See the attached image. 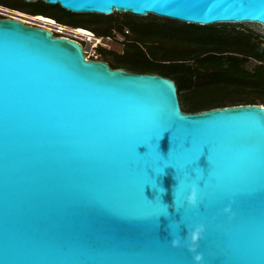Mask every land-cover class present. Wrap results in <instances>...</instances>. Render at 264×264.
Wrapping results in <instances>:
<instances>
[{
	"label": "water",
	"instance_id": "obj_1",
	"mask_svg": "<svg viewBox=\"0 0 264 264\" xmlns=\"http://www.w3.org/2000/svg\"><path fill=\"white\" fill-rule=\"evenodd\" d=\"M42 1L264 25V0ZM199 224V264H264V104L184 111L173 79L0 18V264H196Z\"/></svg>",
	"mask_w": 264,
	"mask_h": 264
},
{
	"label": "trees",
	"instance_id": "obj_2",
	"mask_svg": "<svg viewBox=\"0 0 264 264\" xmlns=\"http://www.w3.org/2000/svg\"><path fill=\"white\" fill-rule=\"evenodd\" d=\"M30 3L42 4L47 15L98 35H108L112 29L124 33L127 26L131 32L125 33L123 52L99 46L98 59L114 68L159 73L173 79L184 111L264 104V44L255 39L264 43V37L240 23L195 24L166 17L165 23L139 22L136 18L141 16L126 12L127 18L118 22L114 12L75 13L42 0ZM86 15L91 16L93 25L84 23ZM143 38L146 47L140 42Z\"/></svg>",
	"mask_w": 264,
	"mask_h": 264
},
{
	"label": "rangeland",
	"instance_id": "obj_3",
	"mask_svg": "<svg viewBox=\"0 0 264 264\" xmlns=\"http://www.w3.org/2000/svg\"><path fill=\"white\" fill-rule=\"evenodd\" d=\"M4 2V0H1ZM113 15L115 16V20H117L118 22H122L125 18H127V16L124 15L123 12H114ZM156 15H153V14H148V15H145V16H141V17H137L136 19L139 21V22H155V23H165V19L163 17H160V16H157L155 17ZM91 16L90 15H86L84 16V23L85 24H88V25H93V22L92 21H89V18ZM136 17V16H135ZM115 22V21H114ZM174 25L178 24V23H173ZM170 23V25H173ZM216 24V23H215ZM236 24H239V23H236ZM240 26L244 27V28H247V29H250L252 30L255 34L257 35H260V36H263L264 37V26L259 24V23H254V22H241L240 23ZM124 30L126 32L127 30V34L130 33V29L127 27V26H124ZM111 34L114 36H116V38H114L113 36L111 38H106V37H103L102 38V42L104 43H107V49H111V50H122V44L124 42L125 44V41L122 42V40H124V38H126L127 36L126 35H122L121 32L119 31H112L111 30ZM119 38H122V40H119ZM255 39H258V38H255ZM141 44H143L144 46L146 45L145 43V40L144 38L141 39ZM104 47V46H103ZM146 47V46H145ZM88 53L89 55L94 58H98V57H101L100 56V53H98L97 49H94V50H88ZM250 64H254V60L250 59Z\"/></svg>",
	"mask_w": 264,
	"mask_h": 264
},
{
	"label": "built area",
	"instance_id": "obj_4",
	"mask_svg": "<svg viewBox=\"0 0 264 264\" xmlns=\"http://www.w3.org/2000/svg\"><path fill=\"white\" fill-rule=\"evenodd\" d=\"M3 9V10H1ZM11 11H14L12 9H9V8H6V7H2L0 6V14L4 15V16H11V17H17L15 16V14H13ZM19 18V17H17ZM26 22H29V23H33V21H30L29 19H24V18H20ZM54 19V18H53ZM54 24L53 25H49L50 27L46 26V25H43V24H39L37 23L39 26H42V27H45V28H48L50 29L54 35H59V36H65V37H69V38H73V39H77V40H81L83 43H84V46H89L88 50H94L96 49L98 46H104V47H107V43H104L102 42V38L103 37H106V38H111L112 36L114 38H116V36H114V34L112 35L111 33L108 34V35H99V36H96L91 30L89 31L90 32V36L89 38L87 39H81L75 31H73V29H77L78 27H71V26H68L66 24H63V23H60V22H57L55 19H54ZM112 31H115L114 29H112ZM127 32V30H126ZM125 30H124V33H122V35L124 36L125 35ZM125 39V38H124ZM119 40H122V38H119ZM88 50L85 51L84 50V53L86 55L87 58H90V55L88 53Z\"/></svg>",
	"mask_w": 264,
	"mask_h": 264
},
{
	"label": "clouds",
	"instance_id": "obj_5",
	"mask_svg": "<svg viewBox=\"0 0 264 264\" xmlns=\"http://www.w3.org/2000/svg\"><path fill=\"white\" fill-rule=\"evenodd\" d=\"M186 202H187V204H189L191 206H195L197 203V186H196L195 182H193V184L191 185V189H190V191L186 197ZM173 203H174V201H173ZM168 207H172V205H168ZM222 211L226 214L231 213L230 205L225 206ZM203 229H204V226L202 224L196 225L185 236V239L188 241L187 250L193 254L192 258H193L194 262H196V264H199V262H201L202 258H203L202 254L197 251L198 241L202 237ZM170 244L172 247L180 246L179 237L172 238L170 241Z\"/></svg>",
	"mask_w": 264,
	"mask_h": 264
},
{
	"label": "flooded vegetation",
	"instance_id": "obj_6",
	"mask_svg": "<svg viewBox=\"0 0 264 264\" xmlns=\"http://www.w3.org/2000/svg\"><path fill=\"white\" fill-rule=\"evenodd\" d=\"M0 6H2V7H6V8H9V9H12V10H14V11H16V10H18V11H22V12H25V13H27V14L33 15V16H36L37 14H43V15L50 16V17L54 18L57 22H60V23L66 24V25L71 26V27H76V26H72V25H70V24H68V23H64V22H62V21L56 19L55 17H53V16H51V15H47V13H45V11H43V9H45V7H44L42 4H36V5H35V4L30 3V1H27V0H4V2L0 0ZM1 10H3V9H1ZM5 17L15 18V19H18V20H20V21L26 23V24H30V25H34V26H39V25L37 24L38 22H36L34 19H30V21H33V23H29V22H26V21H24V20H22V19H20V18H17V17L4 16V15L0 14V18H5ZM40 27H42V26H40ZM44 28H45V27H44ZM47 29H48V28H47ZM49 30H50V29H49ZM89 30H91V29H89ZM50 31H51V30H50ZM91 31H92L96 36H99V35L96 34L93 30H91ZM115 31H116V30H115ZM51 32H52V31H51ZM52 34H53V32H52ZM53 35H54V34H53ZM75 40H77V39H75ZM126 40H127V39L125 38L124 40H122V42H123V41H126ZM77 41H79V42L84 46V43H83L81 40H77ZM122 45H123L122 48H121L122 50H119V52H123V49H124V42H123ZM98 47H99V46H98ZM105 48H106V47H105ZM96 49H97V48H96ZM115 51L118 52V50H115ZM90 58H92V57L90 56ZM93 59H98V58L94 57ZM122 68H125V69L130 70V71H135V70L128 69V68H126V67H122ZM136 72H139V71H136Z\"/></svg>",
	"mask_w": 264,
	"mask_h": 264
},
{
	"label": "bare ground",
	"instance_id": "obj_7",
	"mask_svg": "<svg viewBox=\"0 0 264 264\" xmlns=\"http://www.w3.org/2000/svg\"><path fill=\"white\" fill-rule=\"evenodd\" d=\"M13 14H15V16L19 17V18H24V19H34L36 22H38L39 24H43V25H46L48 27H50L49 25H53L54 23V19L50 16H46V15H43V14H37L36 16H33V15H30V14H27L25 12H22V11H11ZM246 22H251V21H246ZM254 23H258V22H254ZM261 24V23H259ZM263 25V24H261ZM264 26V25H263ZM73 31L76 32V34L81 38V39H87L89 38V34H90V30L88 28H85V27H81L79 26L77 29H73ZM89 48V46H83V49L85 51H87Z\"/></svg>",
	"mask_w": 264,
	"mask_h": 264
}]
</instances>
